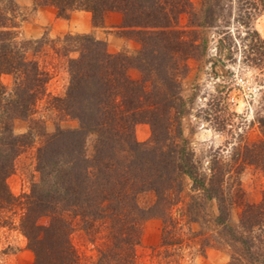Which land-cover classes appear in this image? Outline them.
Listing matches in <instances>:
<instances>
[{
	"label": "trees",
	"instance_id": "obj_1",
	"mask_svg": "<svg viewBox=\"0 0 264 264\" xmlns=\"http://www.w3.org/2000/svg\"><path fill=\"white\" fill-rule=\"evenodd\" d=\"M32 1L54 7L63 18L74 10H86L94 26H101L106 11H118L120 27L140 43L137 52L129 55L108 51L104 40L86 32L21 39L15 0H0V76L10 74L13 80L10 88L0 80V225L10 222L4 212L16 202L21 204L24 210L18 225L34 253L33 264H80L70 239L75 219L93 239L108 224L93 264H135L142 222L152 216L164 223L161 243H175L171 232L176 222L170 209L183 199L184 176L197 193H186L189 200L184 201L182 212L198 220L201 200H215L217 213L212 220L228 246L227 264H264V195L259 201L246 199L236 177L232 180L228 174L231 169L215 160L208 174L200 171L192 153L177 141L184 104L178 77L186 71L188 58L205 52L202 29L229 22L231 6L225 7L223 0H200L199 6L191 0ZM263 9L264 0H237L235 20L243 28L237 34L250 50H245L247 61H264V39L246 22ZM183 14L187 18L181 24ZM221 32V41L235 45L229 28ZM46 42L68 57V87L62 97L53 99L78 125L42 133L36 154L39 179L20 200L6 179L34 133L30 126L15 134L12 122L30 117L37 101L47 94L50 76L35 57ZM129 67L137 68L140 78H131ZM140 122L151 128L145 142L135 137L134 127ZM259 123L264 128L263 118ZM89 135H93L91 156L86 154ZM234 149L232 160L255 165L264 173V137L253 146ZM145 190L156 197L147 208L136 200ZM236 207L233 222L231 211ZM41 216L49 217L47 224L38 223Z\"/></svg>",
	"mask_w": 264,
	"mask_h": 264
},
{
	"label": "rangeland",
	"instance_id": "obj_2",
	"mask_svg": "<svg viewBox=\"0 0 264 264\" xmlns=\"http://www.w3.org/2000/svg\"><path fill=\"white\" fill-rule=\"evenodd\" d=\"M191 1L199 6L200 0ZM15 2L18 6L17 20L21 39H35L43 34L50 39H56L62 38L66 32H78L72 28L74 24L68 21L70 16H58L52 6H36L32 0ZM222 3L228 9L231 6L229 22L221 21L218 26L202 29L201 34L207 43L206 50L188 58L186 71L178 77L184 104L180 113V136L177 135V141L192 153V159L200 171L208 174L213 160L217 161L223 167L231 169L228 174H231L232 180L236 177L246 199L259 201L264 195L263 171L255 165L232 160V155L235 147L244 144L253 146L264 137V128L259 123L260 118L264 119V61L252 62L244 59L247 53L245 50L248 48L241 44L237 34L238 30L243 29L235 20L237 0H223ZM186 18L185 14L181 15L180 23L184 24ZM90 22L92 23V17ZM246 22L264 39V9L256 12ZM103 24L102 21L101 26ZM120 24L121 22L111 28H97L96 32L86 33L104 40L108 51L112 53L123 51L133 55L140 48V43L129 31L122 29ZM225 28H229L235 35V45L228 46L220 40L223 35L221 31ZM51 45L50 42L44 43L35 54L50 76L46 86L47 94L37 101L30 117H16L12 122L15 134L26 132L30 126L34 133L30 144L17 156L14 170L6 179L10 191L20 200L24 193L30 191L32 182L39 179L36 154L37 148L42 144V133L49 134L58 127L65 129L78 125L77 119L65 114L58 107L59 102L53 99V96L62 97L65 94L70 75L68 57L56 53ZM31 52L27 54L32 56ZM68 55L76 56L77 53L69 52ZM254 55L250 52V56ZM127 73L133 79L140 78V71L135 67H129ZM240 74L246 79L243 88L235 80ZM0 80L8 88L12 86L10 74H1ZM134 133L138 141L145 142L151 135L150 125L146 122L137 123ZM92 153L93 135H89L86 139V154L91 156ZM190 185L191 180L184 176V189L181 193L183 199L170 209L176 222L171 232L176 242L161 243L164 223L160 217L145 219L141 226L140 242L136 246L135 264L228 263V246L218 237V228L212 220L217 213L215 200H201L202 206L200 204L198 215L195 214L198 220L194 221L182 212L184 201L189 200L186 193H197L190 189ZM155 199L152 190L139 192L136 197L138 204L144 208L150 206ZM23 210L21 204L16 202L12 209L4 212L10 222L0 225V264L34 263V253L28 247L27 238L18 225ZM237 211V207L231 211L233 222L237 221ZM48 220V216H41L38 223L47 224ZM79 225L75 219L70 233L71 242L79 254L80 264H93L98 256V248L105 240L108 231L105 227L108 224L101 226L102 230L94 239Z\"/></svg>",
	"mask_w": 264,
	"mask_h": 264
},
{
	"label": "crops",
	"instance_id": "obj_3",
	"mask_svg": "<svg viewBox=\"0 0 264 264\" xmlns=\"http://www.w3.org/2000/svg\"><path fill=\"white\" fill-rule=\"evenodd\" d=\"M90 19V12L86 10H74L70 14L68 21H70V24H74V27L72 28L78 32H96L97 28L107 29L117 26L122 20V15L118 11H106L103 16L104 24L100 27L92 25Z\"/></svg>",
	"mask_w": 264,
	"mask_h": 264
},
{
	"label": "built area",
	"instance_id": "obj_4",
	"mask_svg": "<svg viewBox=\"0 0 264 264\" xmlns=\"http://www.w3.org/2000/svg\"><path fill=\"white\" fill-rule=\"evenodd\" d=\"M236 84L241 86L243 88V85L245 84L246 79L242 74L235 77ZM233 100V99H232Z\"/></svg>",
	"mask_w": 264,
	"mask_h": 264
}]
</instances>
